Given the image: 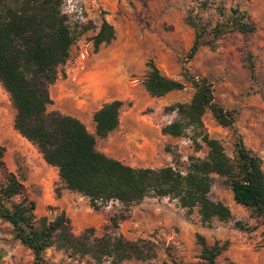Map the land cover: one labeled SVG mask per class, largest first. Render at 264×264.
<instances>
[{
    "label": "rangeland",
    "instance_id": "374dc122",
    "mask_svg": "<svg viewBox=\"0 0 264 264\" xmlns=\"http://www.w3.org/2000/svg\"><path fill=\"white\" fill-rule=\"evenodd\" d=\"M204 2L207 6L201 10ZM217 7L227 16L238 10L255 31L221 37L214 48H200L185 67L190 76L209 80L217 104L237 112L235 128L244 146L260 158L264 172V0H67L63 11L76 39L69 60L58 68L57 80L49 89L53 101L48 112L65 116L80 112L84 126L94 134L90 115L106 102L120 101L119 125L106 139L96 138V149L135 169L172 167L185 174L191 159H203L207 148L191 129L181 138L163 135L161 130L175 118L166 108L188 103L194 93L183 80L181 69L194 40L187 18L191 14L214 26L221 19ZM102 19L113 27L115 37L110 45L94 51L92 38ZM84 49L88 56L81 60ZM149 61L163 76L182 82L184 88L151 98L143 86ZM14 115L0 85L3 162L22 181L26 197L35 204L36 218L51 220L64 212L74 235L88 228L100 235L111 217L126 214L116 231L128 241L151 242L154 256L123 264H195L200 254L196 235L203 236L209 245L228 242L216 264H264L263 221L235 204L224 178L213 177L210 198L230 210L232 219L227 223L213 221L209 227L203 226L197 210L188 214L167 197L145 198L126 213L117 202H109L96 212L86 198L65 190L56 169L47 166L37 150L13 129ZM203 124L204 134L219 141L225 154L233 158L231 131L219 126L210 113L203 116ZM235 223L244 229H235ZM65 257L53 249L44 253L50 263ZM32 261L31 251L15 240L11 227L0 220V264Z\"/></svg>",
    "mask_w": 264,
    "mask_h": 264
},
{
    "label": "trees",
    "instance_id": "16d2710c",
    "mask_svg": "<svg viewBox=\"0 0 264 264\" xmlns=\"http://www.w3.org/2000/svg\"><path fill=\"white\" fill-rule=\"evenodd\" d=\"M66 1L0 0V85L15 111L13 129L37 150L47 166L56 169L63 188L86 198L96 212L109 202H117L126 213L145 198L167 197L188 214L197 210L200 223L209 227L213 221L227 223L232 219L225 205L210 198L213 177L217 176L225 179L235 204L264 224V172L260 158L244 146L235 128L237 112L217 104L209 80L190 76L185 67L200 48H214L216 41L227 34L253 33L254 25L245 21L238 10H231L227 16L218 7L221 19L214 26L197 16H188L194 40L181 69L183 80L194 93L188 103L166 108L175 118L161 132L181 138L193 130L207 148L206 156L192 158L185 174L172 167L135 169L96 149V138L106 139L117 129L122 102L105 103L94 112V134L73 117L48 112L52 105L49 89L57 80L58 68L69 60L76 39L63 11ZM206 6L204 2L200 9ZM114 37L113 27L102 19L92 38L94 51L110 45ZM146 68L143 86L151 98L184 88L182 82L163 76L152 61L146 63ZM206 113L231 131L233 158L225 154L219 141L204 134ZM3 152L0 147V220L11 227L14 239L31 251L32 264H123L154 256L151 242L128 241L116 231L126 214L111 217L100 235L93 228L74 235L64 212L51 220L36 218L35 204L26 197L20 178L7 170ZM234 228L244 229L240 223ZM196 243L200 254L195 264H216L228 247V242L209 245L201 235H196ZM50 249L64 254L65 260L48 262L44 253Z\"/></svg>",
    "mask_w": 264,
    "mask_h": 264
},
{
    "label": "crops",
    "instance_id": "0c3cea01",
    "mask_svg": "<svg viewBox=\"0 0 264 264\" xmlns=\"http://www.w3.org/2000/svg\"><path fill=\"white\" fill-rule=\"evenodd\" d=\"M51 98V97H50ZM51 100H52V98H51ZM53 101V100H52ZM111 101H114V100H111ZM111 101H109V102H111ZM106 103H108V102H106ZM105 104V103H104ZM81 107L82 108V106H81V104H78V107ZM100 108V107H99ZM97 111V110H96ZM80 112H77L76 114H74V115H70V117H73V118H75V119H77L78 121H80L82 124H83V121H82V118L80 117ZM67 116V115H66ZM90 122L92 121V114L90 115ZM84 125V124H83ZM89 132V131H88ZM90 133V132H89ZM91 134H93V133H91Z\"/></svg>",
    "mask_w": 264,
    "mask_h": 264
},
{
    "label": "built area",
    "instance_id": "2783aa9c",
    "mask_svg": "<svg viewBox=\"0 0 264 264\" xmlns=\"http://www.w3.org/2000/svg\"><path fill=\"white\" fill-rule=\"evenodd\" d=\"M87 56H88V51H87V49H84V50H82V51L80 52L79 57H80L81 60H85V58H86Z\"/></svg>",
    "mask_w": 264,
    "mask_h": 264
}]
</instances>
